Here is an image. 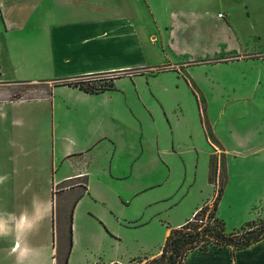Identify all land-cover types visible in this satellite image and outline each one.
<instances>
[{
	"label": "crops",
	"instance_id": "crops-1",
	"mask_svg": "<svg viewBox=\"0 0 264 264\" xmlns=\"http://www.w3.org/2000/svg\"><path fill=\"white\" fill-rule=\"evenodd\" d=\"M177 1H163L167 21L160 22L152 0H0V264H55L54 218L61 237L66 210L67 264H75L79 242L103 255L101 264L156 256L170 230L213 198L168 223L175 205L172 159L191 158L193 184L205 161L199 172L212 188L208 166L216 152L202 108L221 147L206 100L235 94L239 86L219 74L237 73L245 82L252 72L260 83L264 0H215L201 9ZM177 25L198 29L194 40L203 56L191 49L177 64L151 62L149 51L158 50L152 31L172 53ZM215 35L223 38L219 48L210 44ZM104 75L113 77V87L97 93L65 84ZM160 75L171 78L156 87ZM31 84L43 88L40 96L18 97L17 87ZM200 135L209 149L199 146ZM47 226L49 246L41 237ZM155 235L158 247L151 245ZM198 254L208 257L205 264H264V240L190 258Z\"/></svg>",
	"mask_w": 264,
	"mask_h": 264
},
{
	"label": "rangeland",
	"instance_id": "rangeland-1",
	"mask_svg": "<svg viewBox=\"0 0 264 264\" xmlns=\"http://www.w3.org/2000/svg\"><path fill=\"white\" fill-rule=\"evenodd\" d=\"M152 1L155 11L159 16L157 20L166 22L167 18L163 14L162 6L164 0ZM214 1L180 0L177 1V4L181 6L186 5V7L194 9H201L206 7L211 8V6L207 5L211 3L214 6ZM213 11L216 12V9ZM178 19V17H175L174 22H177ZM200 20L201 18L194 19V23H200ZM145 21H148V19L146 18ZM152 33L156 36L158 50L149 51V59L155 64H177L179 60H182L183 56L187 57L186 52L191 49L194 50V56H203L202 52L199 51L200 48L197 43L199 39L194 40V37L200 36L196 28L191 30L189 25L182 27L178 25L173 26V30L170 32V41L175 43L174 48H172V53L168 51L167 47L164 48L165 45L163 47L161 46L162 40H160V35L154 31ZM210 41L211 45L219 48V43L223 41V38L216 36V38L213 40L210 39ZM226 45L229 49L235 47L234 42H226ZM249 71L245 70L244 72ZM254 72L258 74L257 70ZM219 75L232 77L234 81H238L239 86L235 94L229 93L217 98L210 96L206 100L211 128L213 134L221 141V147L218 146V143L211 134L205 108L204 106L202 108L201 122L205 127L209 144L216 152L210 157L208 166V182L212 185V188L205 184V180L199 172L200 166L204 168L205 161L202 163V160H199L196 181L193 184L194 166L191 158L185 156V158L176 157L172 159L173 175L171 176L170 183L175 187V194L171 201L175 205L169 214L168 223L170 225L177 224L196 204L204 202L208 198H214L220 189L222 190V195L218 205L217 216L224 222L226 232L237 231L252 221L257 223L264 221V72L261 74L259 84L252 79L254 76L252 72L249 73V77L247 76L248 80L245 82H240L239 79H236L239 77L237 73L231 74V72L227 71ZM101 78L97 77L95 79L99 80ZM170 78L161 77L160 75L155 79L153 85L162 87L163 84H167L170 81ZM85 80L78 82H84ZM17 88V91L22 93L18 97L25 95L24 98L40 96L39 92L43 90L37 84L18 86ZM187 110L189 112V108ZM191 118L193 117L191 116ZM193 120L192 123L196 124V120L194 118ZM187 123L190 124V120ZM8 139L9 137L6 135H3L1 138L2 147L5 151L8 148ZM197 141L199 146L203 147V150L209 149V146L205 145L201 135ZM223 148L226 150L224 153L221 151ZM213 198L208 202L210 206L212 205ZM63 222V235L60 237L56 217L54 218L53 246L55 247L54 255L57 256L59 264H63L70 246L69 210L64 212ZM41 237L43 239L42 245L49 246L50 234L48 226L46 231L43 230ZM160 243V238L155 235L151 243L152 247L156 245L158 247ZM94 256L98 258L96 262L104 261L103 255H95V249L90 244L84 242L77 244L74 254L75 264H84V262L85 264H92V257ZM207 258L199 254L194 255L191 258L189 257L190 261H188V264H205Z\"/></svg>",
	"mask_w": 264,
	"mask_h": 264
},
{
	"label": "trees",
	"instance_id": "trees-1",
	"mask_svg": "<svg viewBox=\"0 0 264 264\" xmlns=\"http://www.w3.org/2000/svg\"><path fill=\"white\" fill-rule=\"evenodd\" d=\"M65 84L79 87L86 92L97 93L111 89L113 77L96 81L97 85L92 86L78 81ZM221 195L220 189L214 196L211 206L208 203L204 204L184 224L170 230L158 255L152 257L145 255L110 264H188L190 255L197 251L204 252L210 248L239 250L264 240V221L258 223L252 221L237 231L226 232L224 222L217 216ZM70 250L71 242L63 264H67ZM54 259L55 264H59L56 255Z\"/></svg>",
	"mask_w": 264,
	"mask_h": 264
},
{
	"label": "built area",
	"instance_id": "built-area-1",
	"mask_svg": "<svg viewBox=\"0 0 264 264\" xmlns=\"http://www.w3.org/2000/svg\"><path fill=\"white\" fill-rule=\"evenodd\" d=\"M219 17H222V14H219ZM97 77H100V78L102 77L99 80H106V79L111 78L112 76H110V75H104V76L89 77V78H85L86 80L83 83H87L89 86L97 85L96 84V81H99V80H96L95 79Z\"/></svg>",
	"mask_w": 264,
	"mask_h": 264
}]
</instances>
